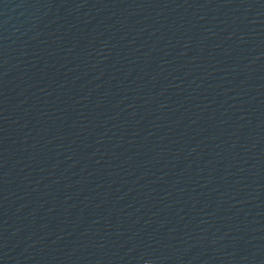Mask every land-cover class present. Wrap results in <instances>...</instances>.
I'll return each mask as SVG.
<instances>
[{
	"label": "water",
	"instance_id": "1",
	"mask_svg": "<svg viewBox=\"0 0 264 264\" xmlns=\"http://www.w3.org/2000/svg\"><path fill=\"white\" fill-rule=\"evenodd\" d=\"M0 264H264V0H0Z\"/></svg>",
	"mask_w": 264,
	"mask_h": 264
}]
</instances>
